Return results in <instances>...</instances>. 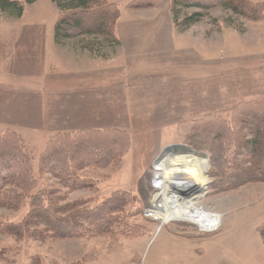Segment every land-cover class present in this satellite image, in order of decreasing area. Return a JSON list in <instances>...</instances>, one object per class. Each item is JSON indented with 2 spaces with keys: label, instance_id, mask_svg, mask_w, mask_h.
<instances>
[{
  "label": "rangeland",
  "instance_id": "374dc122",
  "mask_svg": "<svg viewBox=\"0 0 264 264\" xmlns=\"http://www.w3.org/2000/svg\"><path fill=\"white\" fill-rule=\"evenodd\" d=\"M110 1L119 9L118 51L105 39L87 37L65 41L55 52L59 12L51 0L25 5L19 19L0 13V135L14 132L22 139L37 190L58 189L63 204L82 208L115 195H125L126 205L108 216L115 220L109 235L40 244L0 232V250L9 252L0 264H264L257 233L264 225V183L219 192L210 158L220 144L225 178L246 181L252 171V156L236 150L235 140L252 138L239 134L242 116L264 117V22L191 5L179 7L181 17L201 19L182 30L172 19V0ZM134 3L152 6L130 9ZM83 45L96 54L85 53ZM113 131L127 143H110ZM216 134L220 143L210 144ZM63 136L106 143L105 152L112 153L102 167L70 173L80 190L57 187L50 175L38 174L39 157L54 145L47 143ZM173 146L208 158L207 181L194 206L221 216L213 232L183 222L158 224L145 215L160 198L155 179L168 177L169 158L178 150L167 158L164 152ZM27 213L26 206L0 209V222L16 225Z\"/></svg>",
  "mask_w": 264,
  "mask_h": 264
},
{
  "label": "trees",
  "instance_id": "16d2710c",
  "mask_svg": "<svg viewBox=\"0 0 264 264\" xmlns=\"http://www.w3.org/2000/svg\"><path fill=\"white\" fill-rule=\"evenodd\" d=\"M36 1L0 0V13L19 19L23 14L24 6ZM51 1L59 12L53 28L57 46L63 45L65 41L72 38L88 37L105 39L109 47H118L119 42L114 36V30L119 20V9L110 0ZM191 5H197L202 9L221 7L248 22H264V3H254L250 0H172V19L176 26L182 27V30L198 23L201 19L200 14H192L185 19L181 17L179 7L188 8ZM151 6L134 3L129 8L140 10ZM89 49L94 50L90 46ZM241 118L238 122L239 134L244 133L245 136L249 133L252 138L242 143L241 138L237 137L236 150L248 149L254 165L246 181L238 180L237 176L231 175L225 178L224 150L220 144L215 146L210 158L218 170L219 192H229L245 184L264 183V117L252 114L250 117L242 116ZM110 135L112 136L110 143H127L123 134L117 131H113ZM93 138L104 141L106 136L97 135ZM220 141V134H216L210 144H218ZM22 144L24 142L14 132H5L0 135V209L18 211L22 207H28L27 215L18 224L0 222V232L15 241L29 239L40 244L109 235L110 227L115 224V220L108 216L121 212L126 206L123 200L125 195H115L94 209L82 208L79 202L63 204L64 198L58 189L37 190L33 175V160L28 157ZM47 144L54 145L39 157L38 174L41 177L50 175L57 187L61 186L67 190L82 189V184L77 178L70 176L71 172H78L89 167H102L105 163L108 164L106 156L112 154L105 152L106 148L103 144L106 143L94 144L85 136L78 139H69V136L57 137ZM94 152L99 153L100 156L95 155ZM256 160L259 161L257 164ZM234 171L241 172L239 169ZM257 233L264 245V225ZM5 251L7 250H0V262L6 261L9 252L5 253Z\"/></svg>",
  "mask_w": 264,
  "mask_h": 264
},
{
  "label": "bare ground",
  "instance_id": "6f19581e",
  "mask_svg": "<svg viewBox=\"0 0 264 264\" xmlns=\"http://www.w3.org/2000/svg\"><path fill=\"white\" fill-rule=\"evenodd\" d=\"M175 149L178 150L176 155L169 158L168 177L162 180L161 177L155 179L158 185L155 188L159 190L160 198L150 207L151 220L158 224L167 221L189 223L200 228V232H213L217 229L221 216L194 206L198 201V193L203 194L207 181V159L202 153L192 149L179 148L165 150L164 158L173 156L172 151ZM186 193L190 195L184 197L183 194Z\"/></svg>",
  "mask_w": 264,
  "mask_h": 264
},
{
  "label": "crops",
  "instance_id": "0c3cea01",
  "mask_svg": "<svg viewBox=\"0 0 264 264\" xmlns=\"http://www.w3.org/2000/svg\"><path fill=\"white\" fill-rule=\"evenodd\" d=\"M83 38H87V37H83ZM115 38H116V40L119 42L118 47H115V48H117V51H118L120 48H123V47H122V43H121V41L118 40V37H117V30H115ZM53 40H54V33H53ZM94 41L100 42L98 39H95ZM61 46H63V45H61ZM61 46H57L56 43H55V41H54V50H55V52H56V47H61ZM82 48H83V51H84L85 53H87V54H89V55H91V56H92V54H96L95 50H90V49H89V46L83 45ZM111 50H112V52H111L110 56L113 55V54L115 53V51H114L113 49H111ZM101 58L104 59V60H107L109 57H104V56H102ZM91 68H92V67H91ZM158 177H161V174L158 175L157 178H158Z\"/></svg>",
  "mask_w": 264,
  "mask_h": 264
},
{
  "label": "built area",
  "instance_id": "2783aa9c",
  "mask_svg": "<svg viewBox=\"0 0 264 264\" xmlns=\"http://www.w3.org/2000/svg\"><path fill=\"white\" fill-rule=\"evenodd\" d=\"M151 212H152V211H150V209H149V210H147L146 213H145L146 217L149 218V219H152V213H151Z\"/></svg>",
  "mask_w": 264,
  "mask_h": 264
},
{
  "label": "water",
  "instance_id": "95a60500",
  "mask_svg": "<svg viewBox=\"0 0 264 264\" xmlns=\"http://www.w3.org/2000/svg\"><path fill=\"white\" fill-rule=\"evenodd\" d=\"M170 148H185V149H189L188 147L173 146V147H168V148H166L165 150L170 149ZM203 156H204L206 159H208L206 155L203 154Z\"/></svg>",
  "mask_w": 264,
  "mask_h": 264
}]
</instances>
